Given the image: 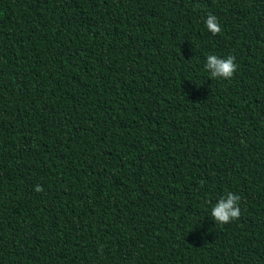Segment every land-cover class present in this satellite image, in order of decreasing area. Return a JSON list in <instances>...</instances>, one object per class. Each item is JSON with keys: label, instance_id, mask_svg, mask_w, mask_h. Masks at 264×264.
Instances as JSON below:
<instances>
[{"label": "trees", "instance_id": "1", "mask_svg": "<svg viewBox=\"0 0 264 264\" xmlns=\"http://www.w3.org/2000/svg\"><path fill=\"white\" fill-rule=\"evenodd\" d=\"M0 264H264V0H0Z\"/></svg>", "mask_w": 264, "mask_h": 264}, {"label": "clouds", "instance_id": "2", "mask_svg": "<svg viewBox=\"0 0 264 264\" xmlns=\"http://www.w3.org/2000/svg\"><path fill=\"white\" fill-rule=\"evenodd\" d=\"M205 26L207 30L213 34H219L221 32V25L218 18L209 13L205 19ZM205 70L210 74L213 79H230L237 71L238 65L235 62L234 56H227L221 58L216 54H209L206 58ZM37 192L43 191L42 187L37 185L34 189ZM240 196L233 194L232 192L226 193L224 197H221L218 202L211 209V217L215 223L227 224L231 221L239 219L241 216L240 210ZM197 224L192 225V229Z\"/></svg>", "mask_w": 264, "mask_h": 264}]
</instances>
